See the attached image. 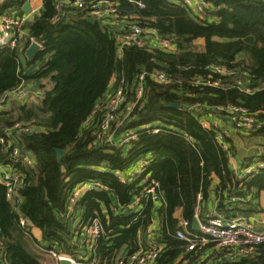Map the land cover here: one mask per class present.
Masks as SVG:
<instances>
[{
  "label": "trees",
  "instance_id": "trees-1",
  "mask_svg": "<svg viewBox=\"0 0 264 264\" xmlns=\"http://www.w3.org/2000/svg\"><path fill=\"white\" fill-rule=\"evenodd\" d=\"M58 1L44 0L42 13L28 25L30 36L39 40L43 48L27 65L47 58L38 71L24 74V50L0 49V93L16 87L23 78L40 82L38 87L43 94L39 103L14 104L0 113V133L18 120L32 121L42 127L40 131L18 136L22 150L30 152L35 162L28 183L19 190L22 199L9 200L6 187L0 182V235L6 245L4 264H42L38 245L73 254L77 249L73 220L63 216L71 189L80 181L101 179L110 184L122 204H127L140 178L125 184L112 173H100L89 166L104 161L112 168H124L140 155L151 158L141 177L149 173L156 178L166 200L161 209L163 220L158 236L164 249L157 264H181L175 262L185 243L173 235L179 221L176 212L180 209L182 218L193 220L197 194L201 190L204 199L208 198L212 174L219 177L215 191L220 207L230 195L228 185L236 186L229 154L186 106L203 102L239 103L252 111L264 107V88L243 93L210 86L200 89L191 83L206 75L209 64L225 63L246 66L253 82L264 84V0H210L214 9L204 18L183 5L142 0L145 7L136 9L142 19L156 26L161 34L176 37L178 49L164 52L159 48L126 47L121 57L116 52L112 31L97 20L91 22L84 11L66 9L54 19ZM25 2L11 0L1 11L19 9ZM249 35L255 36L253 43L245 40ZM198 39H204L202 47L196 43ZM29 44L30 41L26 47ZM21 68L22 75L18 73ZM157 68L165 69L172 81L161 84L146 78L145 93L121 128L137 129L138 139L133 141L132 148L126 151L113 145L93 146V127L83 129L82 124L110 93L112 78L123 76L134 96L138 74ZM187 90L193 91L194 96H187ZM173 102H179L180 107L170 106ZM155 122L179 131L155 134L139 129L143 124ZM187 135L194 138L196 147ZM255 135L264 137V127ZM58 149L65 150L60 158ZM247 184L264 190V169ZM110 201L105 193H88L80 202L84 223H88L94 211L101 212L102 204L109 210V217H103L106 234L97 243L95 264H115L116 252L124 245L134 250L139 247L144 231L156 215L154 204L147 203L142 215L130 223V211L126 208L111 211ZM21 218L28 223L25 227L20 224ZM32 227L41 229V242L32 234ZM221 264H264V246L249 259Z\"/></svg>",
  "mask_w": 264,
  "mask_h": 264
},
{
  "label": "built area",
  "instance_id": "built-area-1",
  "mask_svg": "<svg viewBox=\"0 0 264 264\" xmlns=\"http://www.w3.org/2000/svg\"><path fill=\"white\" fill-rule=\"evenodd\" d=\"M11 0H0V49L19 48L26 51V43H42L35 37L26 34L28 24L33 21L37 8L32 7L30 13L14 12L4 9L3 6ZM169 3L189 7L199 17H206L209 11L214 9L210 0H165ZM145 7L142 0H59L56 3L59 17L66 9L84 11L87 17L94 18L101 25L112 31L116 41L118 57L123 55L126 47H137L148 50L159 48L164 52H175L178 49L176 37L161 34L152 23L145 22L139 10ZM35 14V17H34ZM24 39H26L24 41ZM29 44V45H30ZM22 69L18 72L22 75ZM204 77L195 78L191 85L202 89L210 86L221 90L237 89L243 93H253L264 84L256 85L246 68L225 63H212L207 66ZM152 80L169 84L171 75L165 69L142 71L136 79V87L133 100L125 78L114 76L111 82L110 93L104 98L83 121V129L93 127V146L113 145L124 147L126 151L132 148L133 141L138 139L137 129L122 130V126L132 117V113L143 97L146 89L145 80ZM25 79L14 88L0 93V113L7 110L10 102H25L32 96V92L26 86ZM187 96H194L193 91L187 90ZM43 96V95H42ZM187 111L196 115L200 124L213 132L220 147L229 156H232V145L229 140L228 129L230 125L237 133L244 134L257 132L264 127V107L258 111H252L249 107L239 103L209 104L192 102L186 106ZM139 129L148 133H161L176 130L159 122L143 124ZM42 130V127L32 121L18 120L11 126L5 127L0 133V182L6 187V197L14 201L21 200L19 190L28 183L29 173L34 166V158L30 152L22 150L18 136L21 133H33ZM177 131V130H176ZM186 138L196 147L194 138L187 135ZM4 155V157H3ZM151 158L146 155L138 156L125 168H112L107 162L99 165H90L100 173H112L121 183L137 182V187L127 204H122L118 195L109 183L101 179H90L78 182L70 191L63 216L73 220L72 228L75 233L77 249L73 254L58 253L57 247L49 249L50 255L61 261L66 259L70 264H95V249L99 239L106 234L103 217H109V210L102 204L101 212L96 210L88 223H84L81 215L80 202L88 193H105L111 199L109 209L119 212L121 209L130 211V223L136 221L143 213L147 203L162 202L166 205L165 195L160 182L147 173L141 175L150 166ZM230 164V163H229ZM231 167V166H230ZM232 169V168H231ZM264 169V160L251 156L246 159L243 166L232 169L235 173L236 186L228 185L230 195L222 201L223 206L204 213V196L200 190L197 194V204L194 218L199 221V229L193 226V220L179 217L177 229L173 233L175 238L184 241V250L175 263L181 264H210L222 262H235L249 259L258 253L259 247L264 246V230H257L253 224L243 216H236L229 211L233 210L237 203L255 202L256 187L248 190L247 200L242 196L247 190V183ZM241 187V190L238 187ZM219 203L220 200L218 199ZM156 210V209H155ZM162 216V215H161ZM193 218V219H194ZM156 215L150 226L143 233V240L135 250L128 245L122 246L115 255V264H157L164 249L158 236L162 226L163 217L156 222ZM129 223V224H130ZM21 226L28 223L26 219H20ZM142 231L139 232L141 234ZM6 245L0 235V264L5 263Z\"/></svg>",
  "mask_w": 264,
  "mask_h": 264
},
{
  "label": "crops",
  "instance_id": "crops-1",
  "mask_svg": "<svg viewBox=\"0 0 264 264\" xmlns=\"http://www.w3.org/2000/svg\"><path fill=\"white\" fill-rule=\"evenodd\" d=\"M38 0H30L31 7L37 8L36 15H40L43 11V1L41 5L36 6V2ZM14 12H24V10L21 8L14 9ZM35 17V14H34ZM32 22V21H31ZM30 22V23H31ZM29 23V24H30ZM28 24V25H29ZM26 34L28 33V26L26 28ZM26 39H24L25 41ZM196 43L202 47L204 45V39H198ZM30 46V45H29ZM28 46V47H29ZM26 47V49L28 48ZM26 52V51H25ZM22 54V64H23V71L24 74H34L36 71H38L47 61V58H39L36 59L33 63L30 65H27L28 57L26 56V53ZM38 52V51H37ZM36 52V53H37ZM36 53L34 57L36 56ZM33 57V59H34ZM32 59V60H33ZM30 60V61H32ZM115 78L113 77L111 82H114ZM26 86L30 91L32 92V96L28 98L25 102H10L7 110L10 109L14 104L21 105L26 103H39L42 100V91L39 89L38 85L40 82H36L35 80H28L25 82ZM110 87L111 83H110ZM228 129V135L229 140L232 145V156L229 158L230 166L232 169H235L237 166L242 167L243 163L246 159L250 158L251 156L260 157L264 160V143L262 141V137L258 136L255 139L253 138V141L255 143V146L253 148H245L244 142L242 141L243 137H249L252 136V134L244 133L240 134L233 130V128L225 124ZM126 167V166H125ZM124 167V168H125ZM219 183V177L216 174H212V183L209 189V196L207 199H204L203 201V211L204 213H207L208 211H212L220 207V203L218 201V197L215 191V187ZM252 187V186H250ZM247 185V190L243 191L242 196L246 199L248 197V190L251 188ZM241 190V187H238ZM242 191V190H241ZM255 202H242L237 203L233 210L229 211L228 213H231L236 216H243L249 219V221L253 224L254 228L257 230H264V190H256L255 192ZM163 208V203L160 201L155 204L156 209V222L159 223V220L161 219V209ZM176 217H182L181 210L179 209L176 212ZM32 234L35 236L36 239H38L40 242L42 240V231L38 227H32ZM39 251L42 255V264H60L59 261H57L56 258L52 257L50 255L49 249L45 248L44 246L38 245ZM210 264H221V263H210Z\"/></svg>",
  "mask_w": 264,
  "mask_h": 264
},
{
  "label": "water",
  "instance_id": "water-1",
  "mask_svg": "<svg viewBox=\"0 0 264 264\" xmlns=\"http://www.w3.org/2000/svg\"><path fill=\"white\" fill-rule=\"evenodd\" d=\"M22 9L26 13H30L32 11L30 0H26V2L22 6ZM89 20L91 22H94V18H89ZM245 40L247 42H249V43H253L254 40H255V36L254 35H249V36H247L245 38ZM40 49H41V47H40L39 43H36V42L31 43L30 46L26 49V52H25L26 56L28 57V60L29 61L32 60L34 55H35V53L37 51H39ZM170 106L179 108L180 107V103L179 102H173V103L170 104ZM176 130L179 131L178 128ZM57 151H58V157L59 158L62 157L63 154L65 153V150H63V149H58ZM193 226H194L195 229H197V230L199 229V221H198V219H196V218L193 219ZM60 264H70V262L68 260H66V259H63V260L60 261Z\"/></svg>",
  "mask_w": 264,
  "mask_h": 264
},
{
  "label": "rangeland",
  "instance_id": "rangeland-1",
  "mask_svg": "<svg viewBox=\"0 0 264 264\" xmlns=\"http://www.w3.org/2000/svg\"><path fill=\"white\" fill-rule=\"evenodd\" d=\"M36 6L38 5H41L42 4V1L41 0H38L36 3ZM133 95L130 96V99L133 100ZM252 136H249V137H243L242 138V141L244 142V145H245V148H253L255 146V143L253 141V138L255 139L256 137H258L259 135H255L256 132H251ZM262 141L264 143V137H262ZM254 145V146H253Z\"/></svg>",
  "mask_w": 264,
  "mask_h": 264
}]
</instances>
